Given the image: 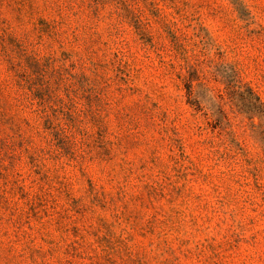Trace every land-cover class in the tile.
Here are the masks:
<instances>
[{
    "label": "rangeland",
    "instance_id": "rangeland-1",
    "mask_svg": "<svg viewBox=\"0 0 264 264\" xmlns=\"http://www.w3.org/2000/svg\"><path fill=\"white\" fill-rule=\"evenodd\" d=\"M255 97L264 0H0V264H264Z\"/></svg>",
    "mask_w": 264,
    "mask_h": 264
},
{
    "label": "trees",
    "instance_id": "trees-1",
    "mask_svg": "<svg viewBox=\"0 0 264 264\" xmlns=\"http://www.w3.org/2000/svg\"><path fill=\"white\" fill-rule=\"evenodd\" d=\"M264 109L263 105L259 102L258 98L255 97L252 99V110L254 111V114H256L259 117H263L264 115L262 113V110ZM252 111V112H253Z\"/></svg>",
    "mask_w": 264,
    "mask_h": 264
}]
</instances>
